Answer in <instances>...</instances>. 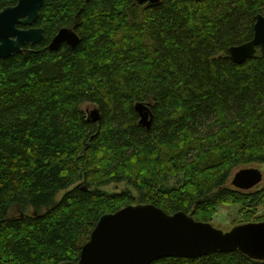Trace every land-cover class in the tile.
<instances>
[{
	"label": "trees",
	"instance_id": "trees-1",
	"mask_svg": "<svg viewBox=\"0 0 264 264\" xmlns=\"http://www.w3.org/2000/svg\"><path fill=\"white\" fill-rule=\"evenodd\" d=\"M260 15L264 0H46L44 41L0 59V264H78L99 219L133 205L200 222L234 205L240 225L264 222V188L227 187L238 167L264 165V54L241 65L229 54ZM64 28L79 45L51 51ZM153 264L264 261L235 251Z\"/></svg>",
	"mask_w": 264,
	"mask_h": 264
},
{
	"label": "water",
	"instance_id": "water-1",
	"mask_svg": "<svg viewBox=\"0 0 264 264\" xmlns=\"http://www.w3.org/2000/svg\"><path fill=\"white\" fill-rule=\"evenodd\" d=\"M46 0H18V4L0 12V59L21 54L28 45L44 41V30L33 28ZM139 4L157 5L161 0H135ZM203 1V0H193ZM31 27L23 30L20 28ZM75 31L61 29L49 48L79 45ZM264 54V16H258L252 41L231 47L229 54L236 64H244ZM140 125L150 130L153 116L148 105L135 107ZM92 122L100 121L97 109L88 113ZM263 174L257 169H242L232 181L238 190H251L261 184ZM239 251L252 259L264 261V222L236 226L225 232L211 223L195 220L185 212L169 215L158 207L128 206L115 214L103 215L82 247L78 264H153L163 258L198 259L216 252Z\"/></svg>",
	"mask_w": 264,
	"mask_h": 264
},
{
	"label": "rangeland",
	"instance_id": "rangeland-1",
	"mask_svg": "<svg viewBox=\"0 0 264 264\" xmlns=\"http://www.w3.org/2000/svg\"><path fill=\"white\" fill-rule=\"evenodd\" d=\"M83 109L87 112V113H91L95 107L92 105H85L83 107ZM242 169H257L259 171L262 172L263 177H264V165H259V164H252L249 166H241L238 167L231 175V177L228 180L227 183V187L231 188V189H235L232 185V181L235 177V175ZM128 185L127 183H122V184H110L106 187H104L102 190L108 194H114V193H121L124 192L128 189ZM264 188V178L263 181L261 182V184L251 190H239L242 193H254L259 189H263ZM66 194V192H60L57 197L56 200L59 201L60 199H62V197H64V195ZM137 196V193H136ZM264 215V208L259 209L258 213L256 214V218L257 217H262ZM243 221V214L241 213V208L238 206H227V205H223L220 206L216 209V213L214 214V217H212V219H210V221L208 223H211L215 228H218L222 231L228 232L230 230H232L233 228H235L236 226H239L240 223H242Z\"/></svg>",
	"mask_w": 264,
	"mask_h": 264
},
{
	"label": "flooded vegetation",
	"instance_id": "flooded-vegetation-1",
	"mask_svg": "<svg viewBox=\"0 0 264 264\" xmlns=\"http://www.w3.org/2000/svg\"><path fill=\"white\" fill-rule=\"evenodd\" d=\"M18 4V3H17ZM6 8H9V7H5V8H2L1 10H0V12H2L4 9H6ZM42 9V8H41ZM41 11V10H40ZM40 16V15H39ZM20 28L21 29H23V30H28V29H31V27H23V26H20ZM33 28H39V27H37L36 25H34L33 26ZM42 29V28H41ZM67 29V28H66ZM45 36V35H44ZM64 45H66V46H68L67 44H64ZM24 51V50H23Z\"/></svg>",
	"mask_w": 264,
	"mask_h": 264
}]
</instances>
